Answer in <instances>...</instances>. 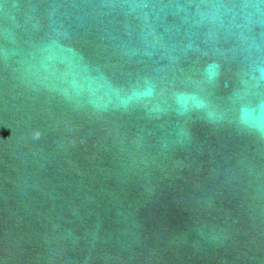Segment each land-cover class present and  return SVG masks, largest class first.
Returning <instances> with one entry per match:
<instances>
[{
    "label": "water",
    "instance_id": "obj_1",
    "mask_svg": "<svg viewBox=\"0 0 264 264\" xmlns=\"http://www.w3.org/2000/svg\"><path fill=\"white\" fill-rule=\"evenodd\" d=\"M0 264H264V0H0Z\"/></svg>",
    "mask_w": 264,
    "mask_h": 264
}]
</instances>
